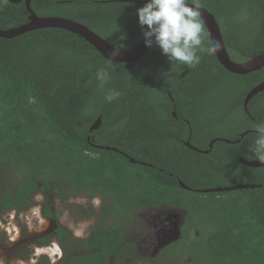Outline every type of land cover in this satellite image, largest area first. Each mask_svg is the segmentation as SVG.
I'll use <instances>...</instances> for the list:
<instances>
[{
	"label": "trees",
	"instance_id": "16d2710c",
	"mask_svg": "<svg viewBox=\"0 0 264 264\" xmlns=\"http://www.w3.org/2000/svg\"><path fill=\"white\" fill-rule=\"evenodd\" d=\"M30 2L38 17L78 22L112 46L124 45L120 50L138 44L146 30L136 12L144 4ZM198 2L214 16L233 62L264 52V0ZM28 17L24 3H0L1 31ZM100 69L111 75L103 89L95 78ZM262 81L264 67L235 75L214 52L189 69L169 62L156 45L137 62L113 63L60 29L0 39V216L27 210L41 194V215L57 222L54 200L101 196L110 202L103 220L115 222L100 221L83 242L88 252L62 264H125L134 253L124 240L125 224L141 209L166 206L186 212L181 238L167 248L179 264H264V167L239 163L257 160L250 146L253 126L264 122V91L249 102L248 114L243 102ZM109 89L121 93L111 103L104 99ZM98 118L99 129L90 132ZM242 132L234 144L215 142L207 155L184 145L206 150L213 138L236 141ZM234 185L256 187L199 192ZM56 232L57 239L71 238L58 225Z\"/></svg>",
	"mask_w": 264,
	"mask_h": 264
},
{
	"label": "rangeland",
	"instance_id": "374dc122",
	"mask_svg": "<svg viewBox=\"0 0 264 264\" xmlns=\"http://www.w3.org/2000/svg\"><path fill=\"white\" fill-rule=\"evenodd\" d=\"M43 201V195L36 194L27 210L3 213L0 216V264L11 256L13 258L9 264H62L70 257L88 252L84 247V240L95 225L105 221L102 218L104 206L100 199L76 195L65 201L54 200V209L60 212L56 224L41 216L40 207ZM37 208L39 214L34 211ZM182 215V212L168 207L141 209L136 212L125 229V241L135 246L128 264H179L181 259L169 256L170 250L167 248L170 245L153 249L151 244L154 226L159 220L173 216L180 218ZM113 222L115 221L108 219L104 224L110 225ZM57 225L70 232L71 238L65 235L60 240L55 239ZM161 244H164L163 241ZM110 264L117 262L112 260Z\"/></svg>",
	"mask_w": 264,
	"mask_h": 264
},
{
	"label": "clouds",
	"instance_id": "9594fccd",
	"mask_svg": "<svg viewBox=\"0 0 264 264\" xmlns=\"http://www.w3.org/2000/svg\"><path fill=\"white\" fill-rule=\"evenodd\" d=\"M0 3L6 4L7 0H0ZM136 12L141 28L145 29L146 26L143 31L145 46L151 47L155 43L169 62H178L189 69H195L201 63L203 54L210 55L219 47L218 42L215 47L206 44L207 33L198 0H192L191 3L189 0H148ZM123 39L124 37H121V40ZM122 47V44L114 46L109 56L114 58ZM95 78L99 81L98 87L103 89L110 81L111 75L108 71L100 69L95 73ZM120 96L119 91L109 89L104 99L111 103ZM29 102H34V98H30ZM253 127L256 139L250 150L258 161L264 163V122ZM34 211L39 214L38 208Z\"/></svg>",
	"mask_w": 264,
	"mask_h": 264
},
{
	"label": "water",
	"instance_id": "95a60500",
	"mask_svg": "<svg viewBox=\"0 0 264 264\" xmlns=\"http://www.w3.org/2000/svg\"><path fill=\"white\" fill-rule=\"evenodd\" d=\"M7 1L12 4L24 3L25 9L29 17H28V22L18 28L7 30V31L0 30V39L10 40L20 35L26 34L28 32L37 31V30L60 29V30H64L69 33H72L80 37L81 39L85 40L104 59L110 61L108 59L110 58L112 59V61L110 62H113V63L137 62L141 60L147 54V52L155 46V43H153L151 47H146L144 43V37H143L142 40L138 44H136L134 47L128 48L125 50H119L118 54L113 58L109 56V53H111L114 50V46H112L110 43H108L106 40L98 36L96 33L91 31L84 25L78 22L69 20V19H65V18L38 17L30 8V3H31L30 0H7ZM119 2H123L127 4H132V3L145 4L148 2V0H119ZM200 11H201V16H202V21L207 31L211 45L215 47L217 42L219 44V47L214 52L215 56L219 64L227 72L235 74V75H247L251 72H256L258 70H261L264 67V52L244 63L233 62L227 53L220 28L214 16L201 6H200ZM263 91H264V81H262L260 84L252 88L247 93L244 99V102H243V107L246 113H248L247 107H248L250 100ZM173 117H175L174 113H173ZM100 125H101V118H98L92 124L90 128V132L98 130ZM244 136L245 134H242L240 136V139L237 140L236 142L240 141ZM215 141L216 140H213L211 142V144L209 145V150L204 153H208L210 151V148L212 147ZM88 142L90 143V139H88ZM224 142L227 144L233 143L228 140H224ZM98 148L106 150V151L117 152V150L111 149L109 147H106V148L98 147ZM125 157L129 160L130 163L132 164L137 163L135 160L128 158L127 156ZM239 163L243 166L250 167V168L264 167V163H261L258 160L246 161L244 159H239ZM179 186L182 189L188 190V188L184 184H182V182H179ZM255 187L256 186L254 185H234V186L223 187V188L219 187V188L205 189V190H200L199 192L201 193H222V192H230V191L242 190V189H254ZM177 239H178V236L175 237L173 241H176Z\"/></svg>",
	"mask_w": 264,
	"mask_h": 264
},
{
	"label": "flooded vegetation",
	"instance_id": "af4514ba",
	"mask_svg": "<svg viewBox=\"0 0 264 264\" xmlns=\"http://www.w3.org/2000/svg\"><path fill=\"white\" fill-rule=\"evenodd\" d=\"M168 96H169V93H168ZM172 100V99H171ZM252 100V99H251ZM250 100V101H251ZM244 108V107H243ZM247 110H248V107H247ZM245 111V110H244ZM175 114V112H172V114ZM248 114V113H246ZM242 134H246L244 132H242L241 134H239V136H241ZM240 139V138H239ZM93 140V138L91 139ZM213 140H216L215 142L217 141H224V140H227V139H222V138H213ZM211 140L209 142V144L207 145L208 148L206 150H201V149H196L194 148L193 146L190 145L189 142H186L185 144L182 142V144H184L188 149H191L199 154H202V155H207L208 153H210L212 147L210 148V151L208 153H204L206 151L209 150V145L211 144V142L213 141ZM229 141V140H228ZM237 141V140H236ZM236 141H230V142H233L232 144H234V142L236 143ZM93 142V141H92ZM214 142V143H215ZM94 145V143H92ZM188 144V145H187ZM214 145V144H213ZM212 145V146H213ZM85 197H87L86 195H84ZM89 199H100L101 201V204L102 206H110V202L108 200H104L103 197L101 196H97V197H87ZM158 208H166V206H160ZM156 208V209H158ZM156 209H149V210H156ZM179 212H182L183 215L180 217V218H177V216H173V217H170V219H162V220H159L158 223H156V225L154 226V233L152 234V248L153 249H157V246L159 248H161L162 246L164 245H172L174 242H176L178 239L181 238L182 236V230H183V227H184V217H185V214L186 212L183 211V210H177ZM11 212L7 213V214H10ZM15 213H18V212H15ZM40 214H41V207H40ZM10 217V215H8ZM42 216V215H41ZM43 217V216H42ZM44 218V217H43ZM47 219V218H45ZM110 219V218H109ZM47 220H50L52 223L56 224L57 222H55L54 220H51V219H47ZM108 219H106L105 221H107ZM104 221V222H105ZM103 222V224H104ZM131 222V221H130ZM129 221L125 224V227L127 226L128 223H130ZM105 225V224H104ZM111 225V224H110ZM96 226V225H95ZM94 226V227H95ZM107 226V225H106ZM125 233H126V230H125ZM57 234V233H56ZM178 236V239L176 241H173L175 237ZM2 237V236H1ZM55 239L56 238V235L54 236ZM57 240H60V239H57ZM124 240H125V236H124ZM163 241L164 244H161V242ZM126 242V241H125ZM42 243V242H41ZM127 243V242H126ZM129 245H131L133 247V250H135V246L128 243ZM42 246L44 244H41ZM160 245V246H159ZM167 246V247H168ZM155 251V250H154ZM131 257V256H130ZM130 257H128L127 259H125V264H128V261L130 259ZM6 258V257H4ZM11 258H13V256H11ZM10 257H7L5 259V262H3L2 264H9L10 260H11ZM114 260V259H113ZM112 261V259H111Z\"/></svg>",
	"mask_w": 264,
	"mask_h": 264
}]
</instances>
